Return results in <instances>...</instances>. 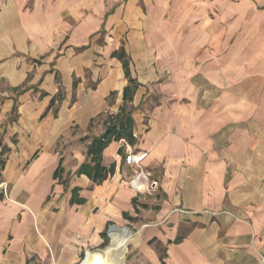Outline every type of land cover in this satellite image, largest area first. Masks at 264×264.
<instances>
[{"label":"crops","instance_id":"1","mask_svg":"<svg viewBox=\"0 0 264 264\" xmlns=\"http://www.w3.org/2000/svg\"><path fill=\"white\" fill-rule=\"evenodd\" d=\"M161 4L0 0V264H87L118 229L99 264H264V0ZM119 47L135 142L95 183L78 168L122 104Z\"/></svg>","mask_w":264,"mask_h":264},{"label":"trees","instance_id":"2","mask_svg":"<svg viewBox=\"0 0 264 264\" xmlns=\"http://www.w3.org/2000/svg\"><path fill=\"white\" fill-rule=\"evenodd\" d=\"M112 55L120 60L124 75L127 78V84L122 90V104L115 114L107 117L104 133L92 139L87 152L90 156V161L82 163L78 168L79 173L85 174L95 183L102 182L114 172L113 163L108 166L101 164L100 159L102 150L113 140L118 141L123 139L129 144H134L135 142V137L133 136L134 120L131 116L132 105H130L129 102L132 101L138 82L135 78L131 77L128 67L130 59L123 47H119V49L114 51ZM107 246L108 244L104 247ZM118 248V241L112 240L111 246L106 251L91 255L87 260V264H99L102 262L118 263V261H112L107 257H102L104 254L110 253Z\"/></svg>","mask_w":264,"mask_h":264},{"label":"built area","instance_id":"3","mask_svg":"<svg viewBox=\"0 0 264 264\" xmlns=\"http://www.w3.org/2000/svg\"><path fill=\"white\" fill-rule=\"evenodd\" d=\"M145 152L142 151H132L128 152L124 156V162L127 165L134 167L133 175L130 177V184L138 191L146 190L148 192L153 191L157 186V181L154 179L149 180V174L142 171L140 168L141 161L145 156ZM146 184L145 187H141V184ZM144 186V185H143Z\"/></svg>","mask_w":264,"mask_h":264},{"label":"rangeland","instance_id":"4","mask_svg":"<svg viewBox=\"0 0 264 264\" xmlns=\"http://www.w3.org/2000/svg\"><path fill=\"white\" fill-rule=\"evenodd\" d=\"M164 1H167V0H164ZM169 1H170V4H161L162 6H164L165 8H167L168 10H170V8H172V6H173L172 2H173L174 0H169ZM178 6H180V5H178ZM145 8H146V7H143V8H142V9H143V12H146ZM165 8H164V12L162 13V14H163V19H162L163 23H165V21L168 20V13H167L168 10H165ZM139 37H140V33H139ZM106 41H110V42H111V45H113L114 43H116L115 37H111V39L109 40L108 37H106V36H105V39H104L103 36H101L98 42H99V44L102 46V45H106ZM149 59H150V58H149ZM95 83H96V82H95ZM1 86H4V85H1ZM110 97H111V101L113 102V105H115V104H116V100H115V98L117 97V92H112L111 95H110ZM111 108L114 109L115 107L112 106ZM147 201H148V200H147ZM118 232H121V233H130L129 230H121V229L116 230L114 233H112L110 246H111V244H112V240H113L114 235H115L116 233H118ZM110 246H109V247H110ZM104 250H106V249H103V250H101V251H99V252H104ZM129 252H130V245H129V243H128V245H127V249H126V252L124 253V256H123V260H124L125 256L128 255Z\"/></svg>","mask_w":264,"mask_h":264}]
</instances>
